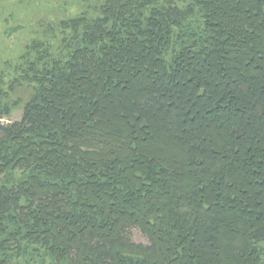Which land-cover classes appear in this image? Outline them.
Returning a JSON list of instances; mask_svg holds the SVG:
<instances>
[{"label": "trees", "instance_id": "16d2710c", "mask_svg": "<svg viewBox=\"0 0 264 264\" xmlns=\"http://www.w3.org/2000/svg\"><path fill=\"white\" fill-rule=\"evenodd\" d=\"M83 2L0 76V264H264V0Z\"/></svg>", "mask_w": 264, "mask_h": 264}, {"label": "rangeland", "instance_id": "374dc122", "mask_svg": "<svg viewBox=\"0 0 264 264\" xmlns=\"http://www.w3.org/2000/svg\"><path fill=\"white\" fill-rule=\"evenodd\" d=\"M80 1L0 0V76H4L7 84L19 78V68L23 63L22 56L27 53L33 42L39 41L55 46V41L50 38L48 33L49 25L52 26L62 19V15L58 12L60 8L74 10ZM82 1H84L83 3L89 2V0ZM95 4L97 3H92V5ZM31 94L30 87L18 86L10 98L11 101H20L21 105L14 110L10 118L4 119L2 122L20 121L23 106ZM132 237L136 243H148L138 229H132Z\"/></svg>", "mask_w": 264, "mask_h": 264}]
</instances>
